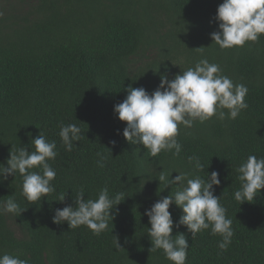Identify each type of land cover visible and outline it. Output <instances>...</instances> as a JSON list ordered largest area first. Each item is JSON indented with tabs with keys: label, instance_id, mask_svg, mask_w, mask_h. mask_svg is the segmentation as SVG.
I'll return each instance as SVG.
<instances>
[{
	"label": "trees",
	"instance_id": "trees-1",
	"mask_svg": "<svg viewBox=\"0 0 264 264\" xmlns=\"http://www.w3.org/2000/svg\"><path fill=\"white\" fill-rule=\"evenodd\" d=\"M221 3L0 0V164L7 166L11 147L34 150L31 143L40 132L55 141L57 152L48 161L56 172L55 191L40 201L28 202L21 194L18 173L0 183V203L14 196L21 211L0 214V255L28 264H171L162 250L150 251L144 215L178 190L160 182V172L172 180L181 172L207 179L216 171L220 184L214 195L232 219L234 235L223 251L222 237L210 229L191 236L176 226L182 211L173 203L172 235L186 236V264H264V189L250 203L234 198L240 188L236 169L249 155L264 158V35L243 47L220 49L211 34L219 30L215 16ZM205 58L247 87L248 107L232 120L213 116L191 128L180 125L179 155L161 151L152 157L142 145L125 141L126 124L113 108L129 86L151 94L161 76L172 80ZM73 123L81 133L69 152L59 131ZM97 153L106 158L103 167ZM191 156L204 172L189 163ZM104 187L110 198L123 193L106 231L93 235L86 226L69 229L67 222H52L57 209L76 207L80 191L84 200H95Z\"/></svg>",
	"mask_w": 264,
	"mask_h": 264
},
{
	"label": "clouds",
	"instance_id": "clouds-1",
	"mask_svg": "<svg viewBox=\"0 0 264 264\" xmlns=\"http://www.w3.org/2000/svg\"><path fill=\"white\" fill-rule=\"evenodd\" d=\"M215 21L219 30L211 34V40L220 49L239 48L246 42H256L264 35V0H223L216 10ZM221 71L218 64L205 58L172 80L161 76L159 86L151 94L142 87L129 86L126 98L113 108L118 120L126 124L122 133L125 141L142 145L152 157L161 151L179 155L182 146L176 137L180 125L191 128L195 121L203 123L213 116L221 121L237 118L248 107L245 103L248 89L244 84H235ZM80 133L81 129L75 123L61 126L59 136L66 151H72L73 142L80 140ZM111 143L114 145L115 141ZM31 148L34 150L29 152L24 147H11L7 166L0 164V183L18 173L23 177L21 194L28 202L34 203L55 191L51 182L56 172L48 161L54 160L57 152L55 141L49 142L42 132L32 140ZM97 155L100 156L98 166L103 167L106 158L100 153ZM188 159L190 164L194 162L196 170L204 172L198 157ZM36 168L40 171H31ZM236 171L240 188L234 193L235 200L240 205L253 202L264 189V158L249 155ZM169 176L161 171L159 181L165 186L177 185L178 190L158 200L144 213L150 224L147 229L152 245L150 251L162 250L171 264H186L189 248L186 236L182 233L172 235L173 220L169 207L173 203L182 211L177 227H186L193 237L210 229L212 235L222 237L218 248L226 250L234 232L232 219L227 218L220 197L214 195V186L220 184L219 173L213 171L207 179L189 178L186 172L177 174L172 180ZM65 195L60 197V202ZM83 197L84 193L80 191L74 200L76 207L57 209L52 222H67L69 229L86 226L93 235H100L114 219L110 212L121 203L123 193L110 198L108 188L104 187L95 200H84ZM17 213L20 215L21 211L14 196L0 203V214ZM115 243L120 248L116 238ZM0 264H28V260L3 254L0 255Z\"/></svg>",
	"mask_w": 264,
	"mask_h": 264
}]
</instances>
